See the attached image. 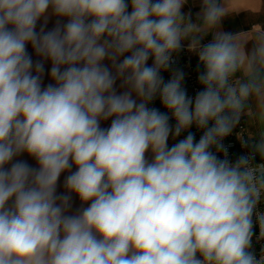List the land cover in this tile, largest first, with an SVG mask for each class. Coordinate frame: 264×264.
Wrapping results in <instances>:
<instances>
[{"label": "clouds", "instance_id": "obj_1", "mask_svg": "<svg viewBox=\"0 0 264 264\" xmlns=\"http://www.w3.org/2000/svg\"><path fill=\"white\" fill-rule=\"evenodd\" d=\"M241 10L0 0V264H264V26L223 30Z\"/></svg>", "mask_w": 264, "mask_h": 264}, {"label": "built area", "instance_id": "obj_2", "mask_svg": "<svg viewBox=\"0 0 264 264\" xmlns=\"http://www.w3.org/2000/svg\"><path fill=\"white\" fill-rule=\"evenodd\" d=\"M185 44H187V42H185ZM174 58H175L176 63L173 65V67L179 68L185 72V87L189 95L194 96L197 91L201 90V86L197 82V75H198V71L202 70V67L201 69H197V63H198L197 57L195 56V54L189 53L185 50L177 54ZM163 75L165 76V79H167L169 78L170 73L166 72V73H163ZM152 106L160 108L161 111H164L158 99L154 102ZM172 123H174V121H172ZM243 127L247 129V117L242 118L241 124L238 126V128L234 131V133L231 136L227 137L224 141L225 145L228 146L229 158L232 159L233 161L239 155L246 154V152L248 151L247 149H243L240 146L239 142L235 139L236 132H239L240 129ZM192 131L196 132V136L198 139L201 133L197 131L195 128H193ZM170 143H172L171 140H170ZM258 160H259V157H257V161ZM259 210L264 211V205H261ZM255 233L256 235H258L259 233L258 226L255 228ZM262 244H264V242H257L254 236L253 246H254V249L257 255H259L260 253Z\"/></svg>", "mask_w": 264, "mask_h": 264}, {"label": "crops", "instance_id": "obj_3", "mask_svg": "<svg viewBox=\"0 0 264 264\" xmlns=\"http://www.w3.org/2000/svg\"><path fill=\"white\" fill-rule=\"evenodd\" d=\"M237 2L241 7L247 8L248 11L241 10L239 12L232 13L229 16L225 17L222 22L223 30L235 33V32L250 31L251 29L257 30L262 26H264V9L260 7L262 0H237ZM198 8H199L198 4L193 5L190 2V4L186 6L185 11L187 12L191 10L193 13V17L195 18V13L198 11ZM208 39H210V37ZM250 46L251 45L249 44V47ZM46 67H50V65H46ZM47 82L49 81L46 78L45 83ZM23 158L28 159L27 157H23ZM29 163L34 164V162L31 160H29ZM63 178L64 177L62 176L61 185L63 183ZM59 190L63 191V188L61 187ZM75 206L78 207V200L76 201Z\"/></svg>", "mask_w": 264, "mask_h": 264}, {"label": "rangeland", "instance_id": "obj_4", "mask_svg": "<svg viewBox=\"0 0 264 264\" xmlns=\"http://www.w3.org/2000/svg\"><path fill=\"white\" fill-rule=\"evenodd\" d=\"M247 128H248V131L250 132L257 131V126H256L255 121L252 119H247Z\"/></svg>", "mask_w": 264, "mask_h": 264}]
</instances>
